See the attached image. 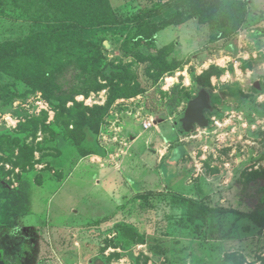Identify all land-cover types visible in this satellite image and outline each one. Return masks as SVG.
<instances>
[{"label": "rangeland", "instance_id": "rangeland-1", "mask_svg": "<svg viewBox=\"0 0 264 264\" xmlns=\"http://www.w3.org/2000/svg\"><path fill=\"white\" fill-rule=\"evenodd\" d=\"M109 1L121 20L151 10L146 22L169 26L143 27L151 47L135 44L133 24L82 33L106 47L94 78L102 88L75 97L79 113L116 87L143 90L117 99L97 133L67 127L42 93L0 73L1 261L264 264V229L236 214L264 187L261 177L245 182L264 170V0ZM48 6L0 0V44L47 32L59 16ZM149 56L163 59L150 71ZM165 63L179 66L161 73ZM68 78L75 88L85 79ZM201 91L208 126L182 134ZM187 200L219 211H190Z\"/></svg>", "mask_w": 264, "mask_h": 264}, {"label": "trees", "instance_id": "trees-1", "mask_svg": "<svg viewBox=\"0 0 264 264\" xmlns=\"http://www.w3.org/2000/svg\"><path fill=\"white\" fill-rule=\"evenodd\" d=\"M46 1L51 10L58 12L57 22H46L49 25L47 32H38L19 41L1 43L0 73L42 93L46 102L54 109L56 116L60 120L66 121L67 127L73 126L74 131H82L85 126L97 133L99 124L117 99L132 98L143 93V90L128 86L122 91L116 87L111 90L112 94L103 106L85 108V112L79 113L75 97L78 95L88 96L102 88L94 78L98 71L96 58L100 55V49L106 47L103 43L96 44L83 38L82 33L127 23L133 24L139 29L132 37L135 44L137 46L146 44L151 47L153 45L152 35L145 33L143 27L150 33H156L169 24L155 26V24L146 22V17L152 14L151 10L139 12L129 20H121L109 0ZM197 1L199 2V0ZM145 60L150 61L148 66L150 71L152 68H157L163 59L160 56H149ZM178 66L179 63L174 67L165 63V67L160 71L167 73L175 70ZM70 73L73 74L74 79L80 76L85 78L82 86L78 87L79 89L75 88L76 86L73 84L69 85ZM69 102L74 104L70 109L66 107ZM72 137L77 140L73 132ZM250 177L245 182L257 180L260 177L264 179V170L254 173ZM262 190V196L250 212L237 211L236 214L238 218L249 219L264 229V187ZM186 202L190 211L194 209V212L199 211L205 215L219 211L217 208L212 209L192 200ZM220 264L233 263L223 260V263Z\"/></svg>", "mask_w": 264, "mask_h": 264}, {"label": "water", "instance_id": "water-1", "mask_svg": "<svg viewBox=\"0 0 264 264\" xmlns=\"http://www.w3.org/2000/svg\"><path fill=\"white\" fill-rule=\"evenodd\" d=\"M211 110L208 95L201 91L193 100L187 104L183 117L180 119V133H192L196 127L206 128L208 121L204 117V111ZM0 259V264H4Z\"/></svg>", "mask_w": 264, "mask_h": 264}, {"label": "built area", "instance_id": "built-area-1", "mask_svg": "<svg viewBox=\"0 0 264 264\" xmlns=\"http://www.w3.org/2000/svg\"><path fill=\"white\" fill-rule=\"evenodd\" d=\"M151 126H153V123H146V124H144V128L145 129H148V128H150Z\"/></svg>", "mask_w": 264, "mask_h": 264}, {"label": "crops", "instance_id": "crops-1", "mask_svg": "<svg viewBox=\"0 0 264 264\" xmlns=\"http://www.w3.org/2000/svg\"><path fill=\"white\" fill-rule=\"evenodd\" d=\"M151 127H152V126H151ZM151 127H150V128H151ZM148 129H149V128H148ZM148 129H146V130H148ZM147 139H152V140H153V138H147Z\"/></svg>", "mask_w": 264, "mask_h": 264}, {"label": "flooded vegetation", "instance_id": "flooded-vegetation-1", "mask_svg": "<svg viewBox=\"0 0 264 264\" xmlns=\"http://www.w3.org/2000/svg\"><path fill=\"white\" fill-rule=\"evenodd\" d=\"M205 112H207V111H204V113H205ZM204 113H203V115H204ZM179 125H180V124H179Z\"/></svg>", "mask_w": 264, "mask_h": 264}]
</instances>
